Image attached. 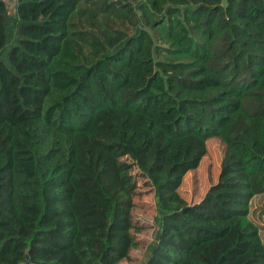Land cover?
I'll list each match as a JSON object with an SVG mask.
<instances>
[{
    "label": "trees",
    "instance_id": "trees-1",
    "mask_svg": "<svg viewBox=\"0 0 264 264\" xmlns=\"http://www.w3.org/2000/svg\"><path fill=\"white\" fill-rule=\"evenodd\" d=\"M0 0V264H264V0ZM225 144L195 202L179 192ZM136 170L134 171V169ZM236 226L243 245L210 244Z\"/></svg>",
    "mask_w": 264,
    "mask_h": 264
},
{
    "label": "rangeland",
    "instance_id": "rangeland-1",
    "mask_svg": "<svg viewBox=\"0 0 264 264\" xmlns=\"http://www.w3.org/2000/svg\"><path fill=\"white\" fill-rule=\"evenodd\" d=\"M15 1L7 0V3L10 4L8 9L10 15L14 13ZM206 147V153L200 159L198 166L185 173L179 187L181 195L190 203L200 200L209 185L218 178L225 144L218 136H211L206 141ZM144 179V177L138 176L139 187L134 196L135 206L133 208L134 219L138 224H143L141 230L136 234L139 245L131 251L132 260H123L117 264H139L140 260L145 258L147 242L153 236L154 225L152 222H154L156 214L155 198L151 187L144 184ZM250 217L258 225L264 243V196L253 198ZM233 227L224 240L210 244V252L216 261L221 256L230 255L242 247L243 235L240 234L239 228Z\"/></svg>",
    "mask_w": 264,
    "mask_h": 264
},
{
    "label": "water",
    "instance_id": "water-1",
    "mask_svg": "<svg viewBox=\"0 0 264 264\" xmlns=\"http://www.w3.org/2000/svg\"><path fill=\"white\" fill-rule=\"evenodd\" d=\"M25 256H26V259H25V261L23 262V264H38V263L33 262V261L31 260L29 254H28V252H27V249L25 250ZM101 264H103V263H101ZM139 264H146V257L143 258V259H141L140 262H139Z\"/></svg>",
    "mask_w": 264,
    "mask_h": 264
},
{
    "label": "crops",
    "instance_id": "crops-1",
    "mask_svg": "<svg viewBox=\"0 0 264 264\" xmlns=\"http://www.w3.org/2000/svg\"><path fill=\"white\" fill-rule=\"evenodd\" d=\"M14 1H15V0H14ZM10 2H11V0H10ZM5 3H6V5H7V9H9V8H10V4L7 3V0H5Z\"/></svg>",
    "mask_w": 264,
    "mask_h": 264
}]
</instances>
